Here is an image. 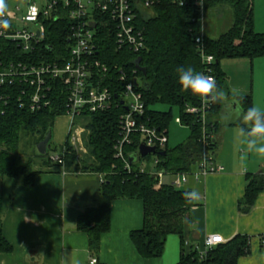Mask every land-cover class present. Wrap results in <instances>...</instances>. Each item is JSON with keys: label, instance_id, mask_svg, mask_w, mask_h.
<instances>
[{"label": "trees", "instance_id": "16d2710c", "mask_svg": "<svg viewBox=\"0 0 264 264\" xmlns=\"http://www.w3.org/2000/svg\"><path fill=\"white\" fill-rule=\"evenodd\" d=\"M152 1L153 5L149 10H141L137 8V3L132 2L136 6V23L145 36V46L140 53L134 54L127 48H119L111 25V34L106 29L97 27L94 58L108 68L104 85L112 89L113 97L119 96V92L123 90V84L118 81L119 72L130 73L136 68V59H141L140 67L145 73L137 72L136 76L141 84L138 91L142 94L145 113L139 119L140 122L167 131L171 107H181V123L189 129L190 137L175 148H169L167 143L163 150L157 151L159 164L155 169L167 174L192 176L201 160L204 143L207 144V150L214 154L218 148L217 135L221 133L225 123L229 124L230 118V125L240 126L245 135L264 136V133L256 132L251 121L246 118L248 110L252 108L251 96H234L227 86L226 75L219 67L224 59L252 61L264 57V34H258L254 30L251 0H210L205 3L207 16L202 45L204 53L213 56L215 60L208 68L217 89L224 93V97L213 100L206 112L205 123L202 124L196 115L186 112L187 107L200 106L201 96L185 91L178 83L177 72L180 67H192L204 74L207 68L200 60L199 45L196 42L200 31L197 8L193 6V0ZM226 6L230 9L232 23L225 32L216 33L213 37L208 12L214 9L212 13L216 16L223 13ZM62 7V1H58L57 8L62 18L44 23V40L33 53H24L20 47L4 44L3 48L9 55L7 58H27L31 60L30 63L35 64H40L41 61H57L61 64L65 61L69 53V27L72 23L64 19L66 14ZM150 12L152 16L147 15ZM11 93V102L3 107L4 113H0V176L20 181L30 187L37 174L33 170L36 163L53 165L47 160V154H38L36 146L51 132L54 120L64 115L65 100L58 93L57 100L50 108L31 112L28 105L20 107L17 102L20 94L18 89H12ZM157 103L168 105V113L150 109ZM124 112L121 106H113L106 112L90 114L81 120L80 124L85 129L83 141L88 150V156L82 163H90L89 166L84 165L82 170L77 167L80 162L76 160L68 142L64 144L67 149L64 171H88L103 176L100 183V202L88 208L77 221L78 230L88 236L90 250L93 253L99 250L101 236L110 229L112 201L136 199L143 204L144 222L140 230L131 232L130 240L141 258H161L167 237L174 235L180 245L177 264H238V260L249 253L248 239L242 236L217 245L205 260L200 259L195 248L185 247L184 216L195 206L191 192L171 185H162L157 189L156 178L147 173V166L146 173H139L141 166L137 164L142 157L138 156L135 163L129 162V156L137 153L139 136L134 138L130 146L124 148V160L129 164L130 172L125 169L122 160L115 158L114 146L119 139L118 119ZM166 134L168 136V131ZM162 152L163 156L160 155ZM263 173L264 169L248 178L245 193L239 201L240 212H248L257 195L263 190ZM9 249L10 246L2 236L0 200V251L6 252Z\"/></svg>", "mask_w": 264, "mask_h": 264}, {"label": "crops", "instance_id": "0c3cea01", "mask_svg": "<svg viewBox=\"0 0 264 264\" xmlns=\"http://www.w3.org/2000/svg\"><path fill=\"white\" fill-rule=\"evenodd\" d=\"M230 121L217 135L218 148L213 154L215 165L223 171L198 182L189 178L181 188L190 190L195 205L184 216V243L186 248H196L209 236L221 244L242 236L248 239L249 253L238 264H264V246L260 243L264 237V188L248 212L239 209L248 178L264 169V159L249 149V138L245 140L244 132L239 133ZM33 170L37 174L30 187L0 176L2 236L10 246L9 251H0V264H90L91 259H96V264L178 263L179 244V252L168 258L143 259L138 255L130 234L142 228L144 211L136 199L112 201L110 229L93 253L77 221L100 202L103 176L88 171L66 172L39 162ZM262 177L264 180V173Z\"/></svg>", "mask_w": 264, "mask_h": 264}, {"label": "built area", "instance_id": "2783aa9c", "mask_svg": "<svg viewBox=\"0 0 264 264\" xmlns=\"http://www.w3.org/2000/svg\"><path fill=\"white\" fill-rule=\"evenodd\" d=\"M41 1L43 5L37 6L34 0H26L24 9L21 10L17 6L10 9L4 0L6 7L3 12H0V113L3 114V107L11 102L12 89L20 91L17 98L20 107L28 105L31 112L50 108L57 100L58 93H61L65 100L64 115L70 119L68 136H71V142L68 144L74 151L85 152L82 137L85 129L78 120L90 114L106 112L113 106H121L125 112L118 119L119 139L114 146L115 158L122 160L125 163V169L130 172V166L124 160V148L130 146L134 138L139 136L137 154L139 147L144 146L154 148L156 155L157 151L163 150L168 143L167 131L159 130L139 120L144 116L145 108L142 94L138 91L141 86L136 76L138 69L135 68L130 73L119 72L118 81L123 84V90L119 92V96L113 97L112 89L104 85L109 71L105 64L94 58L97 46L95 31L97 27H102L111 34L112 25L117 46L127 48L134 54L140 53L145 46V36L144 31L136 23V6H133L132 2L137 3V8L141 10H149L153 1L86 0L85 5L82 0ZM58 1L63 3L62 11L66 14L64 19L72 23L69 27L71 33L68 37L67 59L61 64L57 61H41L40 64H35L30 63L31 60L27 58L24 60L7 58L9 55L3 48L4 44L20 47L24 53H33L40 46L45 37L44 23L62 18L57 8ZM207 1L210 0H193V6L197 8V22L200 28L196 42L199 45L200 60L207 66L204 75L214 81L208 67L215 60L213 56L204 53L202 45ZM91 23L95 24L94 28L91 27ZM27 24L33 25V29L27 28ZM212 102V96H201L200 106L187 107L186 112L196 115L204 124L206 112ZM206 145L204 143L196 172L192 176L169 174L172 176L171 186L181 189L187 184L189 178L198 182L208 174L223 171L222 167L215 165L213 153L207 150ZM66 153L67 149L63 145L59 153L47 155V160L64 171ZM158 164L159 159L155 156L147 172L156 178L157 189L162 186V177L167 174L155 169ZM139 173H146L145 167H140ZM260 243L264 246V237ZM220 244L221 242L209 236L201 246L195 249L200 259L205 260L208 253ZM96 263V259H91L90 264Z\"/></svg>", "mask_w": 264, "mask_h": 264}, {"label": "rangeland", "instance_id": "374dc122", "mask_svg": "<svg viewBox=\"0 0 264 264\" xmlns=\"http://www.w3.org/2000/svg\"><path fill=\"white\" fill-rule=\"evenodd\" d=\"M26 0H6L7 5L10 9H14L15 6L19 7L21 10L24 9ZM37 6L43 5V1L34 0ZM82 3L85 5L86 0H82ZM253 8V18H254V30L258 34H264V0H252ZM211 9L208 12L209 22L212 26L213 37L216 33L225 32L232 23V17L230 14V9L228 6L224 7V12L214 16ZM148 16H152V13H147ZM27 28L33 29V25L27 24ZM211 33V34H212ZM221 71L226 75L227 86L230 92L234 96H251L252 99V108L257 109L260 113L264 111V57L256 58L252 61L248 59H224L219 63ZM151 110L160 113H168L169 106L163 103H157L153 105ZM181 113L182 109L180 106H172L170 113V120L167 126L168 131V147L175 148L183 143H185L189 137L190 132L187 127L181 123ZM234 116V115H233ZM235 119V118H234ZM79 123L81 120H78ZM85 124V123H84ZM70 126V119L68 116L62 115L56 118L51 127V139L46 150V154H57L61 151V146L65 142H71V136H68V129ZM82 126V125H81ZM226 128V127H224ZM222 128V130L224 129ZM239 133L242 132L240 126H233ZM221 130V131H222ZM85 134V133H84ZM84 134L82 137H84ZM246 136V137H245ZM245 140L256 139L257 147L264 146V136H243ZM85 152L74 151L76 160L80 163H77L79 170H82L84 165L88 166L90 163L84 164L83 160L88 156V150L84 145ZM244 150L247 151V145L244 146ZM252 152L255 153L260 159H264V155L258 154L255 149H252ZM46 155V156H47ZM155 154L147 155L142 157L139 162V166L146 167L151 166L152 161L155 158ZM172 176L166 174L162 177V185L169 186L172 182ZM178 239L174 235H169L166 240L164 248V258L171 257L172 254H175V251L178 250ZM178 261V258L177 260Z\"/></svg>", "mask_w": 264, "mask_h": 264}, {"label": "clouds", "instance_id": "9594fccd", "mask_svg": "<svg viewBox=\"0 0 264 264\" xmlns=\"http://www.w3.org/2000/svg\"><path fill=\"white\" fill-rule=\"evenodd\" d=\"M5 7L4 0H0V12H3ZM5 25H7V21H5ZM177 72L179 85L192 95L212 96L213 100H220L224 97V93L217 89L213 80L195 71L192 67H180ZM246 118L251 121L256 132L264 133V114L255 108H250ZM248 145L250 150L255 149L258 154L264 155V146L257 147L256 139H250Z\"/></svg>", "mask_w": 264, "mask_h": 264}, {"label": "water", "instance_id": "95a60500", "mask_svg": "<svg viewBox=\"0 0 264 264\" xmlns=\"http://www.w3.org/2000/svg\"><path fill=\"white\" fill-rule=\"evenodd\" d=\"M91 27L94 28L95 24L91 23ZM140 61H141L140 58L136 59L135 67H136V69H138L139 72L144 74L145 70L142 67H140ZM50 139H51V132H48L46 134V136L43 138V140L40 141L37 144V146H36V150H37L38 154H40V155H45L46 154L47 146H48V143L50 142ZM154 153H155V149L154 148H147V147H144V146H140L139 147V153L138 154L141 157H145V156H147L149 154H154ZM138 154L135 153V154H131L129 156V162L131 164L135 163L137 161ZM160 155L163 156L164 152H162Z\"/></svg>", "mask_w": 264, "mask_h": 264}]
</instances>
